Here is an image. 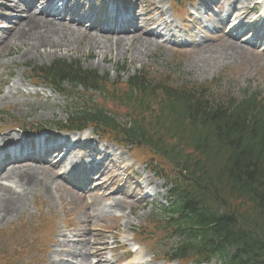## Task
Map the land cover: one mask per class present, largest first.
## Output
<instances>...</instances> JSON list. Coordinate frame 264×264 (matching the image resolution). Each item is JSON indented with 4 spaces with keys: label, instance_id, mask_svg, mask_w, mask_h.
Here are the masks:
<instances>
[{
    "label": "trees",
    "instance_id": "16d2710c",
    "mask_svg": "<svg viewBox=\"0 0 264 264\" xmlns=\"http://www.w3.org/2000/svg\"><path fill=\"white\" fill-rule=\"evenodd\" d=\"M32 70L57 90L68 81L121 98L106 77L77 61L57 60ZM127 87L130 112L123 124L104 108H74L68 126L93 125L103 135L149 147L177 170L176 201L165 209V230L180 239L173 257L264 264V98L253 93L218 101L204 88L152 84L143 75ZM156 98L159 112L149 104Z\"/></svg>",
    "mask_w": 264,
    "mask_h": 264
},
{
    "label": "rangeland",
    "instance_id": "374dc122",
    "mask_svg": "<svg viewBox=\"0 0 264 264\" xmlns=\"http://www.w3.org/2000/svg\"><path fill=\"white\" fill-rule=\"evenodd\" d=\"M147 1L151 0H133L136 5V10H149L150 6L147 7ZM152 1L160 3L166 10L168 0ZM246 1L250 2L251 0ZM234 2L235 0H219L218 3L213 4V7L214 9L221 10L223 5L230 4L232 11H235L247 3L243 4L242 0L238 1V4ZM182 5L186 12L191 7L190 5L182 3L181 9ZM177 11L179 12L178 9ZM15 14L17 13L13 15ZM157 15L156 13L154 17ZM176 16L177 14H175V17H172L169 11L167 12L166 18L169 23L172 21L175 27L177 25L184 26L188 24L191 27L187 19L181 18L182 16L180 15L177 18ZM211 16L212 12L210 16L203 17L202 15H198L203 20H206V18L210 19ZM212 19H215V17ZM218 20L216 18L213 23L218 25ZM139 23L141 24V22ZM146 23L147 21L145 19L142 25ZM0 26L2 27V25ZM220 26L223 27L224 24ZM0 33L2 34V32ZM222 33L224 32H221V30L205 32L208 38L204 42V46L208 43L213 45L220 43L219 38ZM223 38L226 37L223 36ZM246 46L247 51H245L242 57L237 58L232 63L219 67L212 74H198L193 71H188L189 57L195 51L196 44L173 47L170 44H161L156 48L154 56L144 59V63L141 64L136 61H131L130 58L116 59L109 55L105 60H102L98 54L88 56L81 52L67 54L64 51H60L52 57L32 54L26 61H20L17 57L18 54L15 52V48H10L8 44L0 42V100L2 95L7 93L11 88L15 92L14 97L9 101L11 102L10 104H0V126L1 128H13L18 124L29 127L32 124H46L65 120L70 112L68 106L72 101L79 104L91 101L92 104L101 105L110 110L119 117V120H124L123 117L127 113V108H121L116 104V101L111 100L109 96L107 97L99 92L89 91L86 93L81 87H77L74 89L75 96L69 99L67 96L51 91L47 86H38L37 84L39 82L31 78V73L28 69L29 66L32 64H50L59 58L69 61L79 60L84 68L96 69L102 75L108 74L110 84L121 87L124 86V82L127 81L128 77L141 71L145 78L152 83L169 80L175 85H185L189 88L210 85L208 92H210V96L214 100L229 96L234 98L241 97L244 94L254 91L260 92L264 96V50L250 45ZM65 87L71 88L69 84H66ZM110 90L112 91L113 87H110ZM153 106L156 107L154 104ZM78 152L80 151L74 152L70 158L76 160L75 153L78 154ZM142 152L145 154L136 155L138 160L134 164L147 177L149 173L144 169L143 165L139 166L138 163L140 159H146L148 155L147 151ZM132 160L134 159L130 158V162ZM124 165H128V162L126 164L124 163ZM109 168L102 178L105 180V188H108L110 191L116 187L113 186L114 184L112 185L113 173L110 171L112 168L110 166ZM135 172L138 173L136 170ZM74 177L81 180L77 174ZM53 179L57 180V182L53 185L51 194L39 191L35 197L31 198L30 205L25 212L21 213L14 220L0 226V264H9V262H13L12 264H40L41 257L37 258L39 252L42 256L47 253L40 244V239L43 242L55 230L56 235H59V231H62L67 236V244L73 241L82 242L83 239L91 241L94 247L93 253L94 250L97 251L100 249L103 251L104 248L113 247L115 244L113 243L114 240L112 237L114 236H116L115 241L120 245H126L129 251L134 248V230L136 231L141 227H146L149 231H152L153 226L155 228L156 224H148V221L150 222L151 218L157 215L158 207L167 200L168 186L165 181L153 178L154 180L150 181L153 185L149 187L148 193L154 195L152 192L154 190L158 191V197L153 196L147 201H144V198H142L144 191H141L138 196L141 197L140 200L135 198L133 201L131 198L130 202L129 199L127 205L122 206L112 214V216L116 215V218H113L108 216L109 213L106 212L105 207L106 204L117 203V201H113V198L106 200L101 197V199L98 196L95 199L94 205L88 206V209L94 212L95 215H100L101 218H104L100 220L96 219L94 222L89 223L84 200L76 196L72 192L74 190H72L70 185L55 172ZM93 181L91 180L90 183ZM158 182H163L165 185L157 187L155 183ZM137 189L136 184L128 183L127 190L131 191V193ZM117 198H120V196L117 195ZM155 199L157 201L156 205L151 203ZM158 219L159 217L155 220ZM45 227H48V230L51 232H44L43 229ZM98 229L104 232L101 233ZM76 234H82L83 237H73ZM154 236L156 237L144 240L145 242L141 243L145 248L142 246L139 247V250L145 254V260L143 261H146L147 264H168L164 261V257L167 249L172 246L173 242L162 241L166 236L161 232L154 233ZM53 238L54 236H52ZM63 246V249L68 248L66 245ZM36 248H39V251ZM54 252L55 248L48 255L51 256ZM125 252L127 251H116L113 253L111 250H108L105 256L110 264H119L122 259H125L123 256H127ZM62 258L65 259L66 257L63 256ZM135 261L137 263L138 260H136L134 255L127 263H134Z\"/></svg>",
    "mask_w": 264,
    "mask_h": 264
},
{
    "label": "bare ground",
    "instance_id": "6f19581e",
    "mask_svg": "<svg viewBox=\"0 0 264 264\" xmlns=\"http://www.w3.org/2000/svg\"><path fill=\"white\" fill-rule=\"evenodd\" d=\"M4 1L10 3L9 10L19 13L20 18L1 17V20L10 24L7 29L0 28L3 33L1 43L8 44L10 48H15L20 61H26L32 54L52 57L58 52L64 51L67 54L81 52L88 56L98 54L102 60H105L109 55L116 59L130 58L131 61L143 64L144 59L154 56L156 48L161 44L159 36L150 31L135 29L127 33L98 34L96 30L84 29V18L77 20L76 17H73L74 22L66 23L53 15H47L46 8L39 11L36 4L35 7L37 8H32L14 2L12 4L11 0H0V2ZM42 1H37V4ZM150 4L152 10H159L153 3ZM0 12L8 14L9 11L0 10ZM248 16L249 13L247 12L245 17ZM202 44L204 42L197 46L192 52V56L189 57L188 71L198 74H212L219 67L226 66L242 57L247 51V46L234 37H221L220 43L214 45L209 43L202 46ZM14 94L15 92L11 88L2 95L0 104H10L9 101L14 97ZM12 138L14 136L11 134H5L0 137V143L6 140L10 141ZM63 161L64 159L57 164L61 165ZM53 171L54 169L43 166L42 162L39 164L9 165L0 171V226L24 212L29 206L30 196L39 191L52 193L53 185L57 182L53 179ZM3 180L10 182L12 186L4 185L1 183ZM114 193L107 194L106 197L112 198ZM123 202L124 200L108 209L111 211V209L121 208ZM109 210H107L108 213ZM56 246H60V239H58ZM90 249H92V245L89 242H84L66 251L65 254L68 257H80L85 264H91ZM97 263L106 264L107 261L99 260ZM48 264L57 263L49 259ZM58 264L68 263L60 262Z\"/></svg>",
    "mask_w": 264,
    "mask_h": 264
}]
</instances>
